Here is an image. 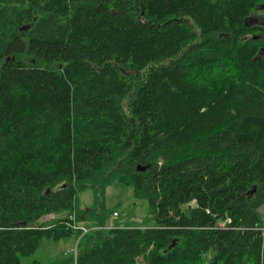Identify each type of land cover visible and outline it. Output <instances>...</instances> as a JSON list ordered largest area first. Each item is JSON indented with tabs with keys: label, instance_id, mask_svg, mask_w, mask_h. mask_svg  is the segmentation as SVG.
<instances>
[{
	"label": "trees",
	"instance_id": "trees-1",
	"mask_svg": "<svg viewBox=\"0 0 264 264\" xmlns=\"http://www.w3.org/2000/svg\"><path fill=\"white\" fill-rule=\"evenodd\" d=\"M263 5L0 0V264H264ZM114 184L154 226L32 260L108 228Z\"/></svg>",
	"mask_w": 264,
	"mask_h": 264
},
{
	"label": "rangeland",
	"instance_id": "rangeland-1",
	"mask_svg": "<svg viewBox=\"0 0 264 264\" xmlns=\"http://www.w3.org/2000/svg\"><path fill=\"white\" fill-rule=\"evenodd\" d=\"M263 14L253 16L251 23H262L264 19ZM94 203V195L91 190H86L78 196V206L80 210L92 209ZM104 204L106 210L110 212H117L118 218L111 216L107 227L110 230H128V229H147L155 225L156 219L150 213L148 203L143 200H136L134 198V189L131 186L114 184L106 190ZM195 204L184 207L187 211L189 207H194ZM261 215L264 218V207L261 210ZM228 222H230L228 220ZM223 223H220L222 225ZM89 226V225H88ZM264 230V228H262ZM76 237L72 236L59 242L47 241L41 245L40 250L37 251L32 260H39L42 262L64 259L70 252L72 253L76 247ZM26 259L24 262H28Z\"/></svg>",
	"mask_w": 264,
	"mask_h": 264
},
{
	"label": "built area",
	"instance_id": "built-area-1",
	"mask_svg": "<svg viewBox=\"0 0 264 264\" xmlns=\"http://www.w3.org/2000/svg\"><path fill=\"white\" fill-rule=\"evenodd\" d=\"M113 217L114 218H118L119 217V215L117 214V213H114L113 214ZM223 224L222 225H220V229H228V227H229V223L230 222H228V220L227 221H225V222H222ZM67 226L69 227V228H71L72 230H75V231H79L80 232V236H79V238H78V240H77V243H76V247H75V249L73 250V255H74V260H75V262L77 261V257H78V245H79V242H80V240L83 238V237H85L86 235H89L91 232H93V231H99V230H103V229H109V228H102V227H96V226H94V227H92V226H86V225H84V224H78L77 222H76V220H75V217H73V216H70V217H68V221H67ZM260 231H262L263 232V237H264V230L263 229H260Z\"/></svg>",
	"mask_w": 264,
	"mask_h": 264
},
{
	"label": "water",
	"instance_id": "water-1",
	"mask_svg": "<svg viewBox=\"0 0 264 264\" xmlns=\"http://www.w3.org/2000/svg\"><path fill=\"white\" fill-rule=\"evenodd\" d=\"M259 10H260V11H264V5L261 6V7L259 8ZM252 21H254L253 18H251L248 22H252ZM255 23H256V22H255ZM27 29H28V27L22 29V31H23V30H27ZM263 53H264V49H263ZM261 57H262V54L260 53V54L257 56V58L255 59V61H260V60H261ZM131 74H132V73H131ZM145 170H146L145 168H141V167H138V169H137L138 172H144ZM176 243H177V242L174 241L173 244L169 247V249H170V250L173 249V248L175 247Z\"/></svg>",
	"mask_w": 264,
	"mask_h": 264
}]
</instances>
